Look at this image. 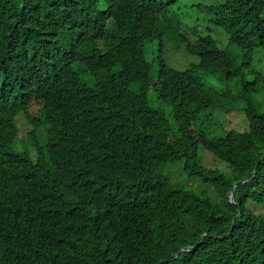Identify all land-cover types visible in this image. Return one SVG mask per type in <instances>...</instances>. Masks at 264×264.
<instances>
[{
	"label": "trees",
	"instance_id": "obj_1",
	"mask_svg": "<svg viewBox=\"0 0 264 264\" xmlns=\"http://www.w3.org/2000/svg\"><path fill=\"white\" fill-rule=\"evenodd\" d=\"M176 2L0 0V264H264V0L196 6L225 43ZM227 101L247 129L209 132Z\"/></svg>",
	"mask_w": 264,
	"mask_h": 264
},
{
	"label": "rangeland",
	"instance_id": "obj_2",
	"mask_svg": "<svg viewBox=\"0 0 264 264\" xmlns=\"http://www.w3.org/2000/svg\"><path fill=\"white\" fill-rule=\"evenodd\" d=\"M225 1L226 0H178V2L172 5L170 12L178 15L182 19L183 24L186 25L187 27L189 28L195 27L196 29L198 28L197 30L202 34H206L209 31L211 36L217 37V39L221 43H225L226 39L221 35L223 34L222 31L213 27L212 25L206 24L205 12L199 11L198 8L196 7L197 5L209 6L216 2H225ZM146 49L148 51L147 59L149 61H153L155 57L154 54H152L153 51L152 45L148 44ZM163 57L165 58L168 66L178 71L186 70L190 65L197 63V59L186 54L183 49L176 51L173 47L172 42L165 43L163 47ZM253 65L256 68V70H258L259 72H261V74L264 75L263 54L258 52L256 53ZM210 81L213 82V80ZM149 102L153 107L161 109L162 112L170 121L169 109L166 106L155 101L154 97L152 96V93L149 94ZM225 105L226 108L230 110V112L216 113L215 116L211 118V121L209 123H206L207 130L217 135L222 134L224 130H236L239 132L246 130L247 123L244 114L239 108L237 110L234 108V101H227ZM38 109L39 108L37 105L32 104L29 108V113L31 115H34L37 113ZM219 124H221V127L219 126ZM16 126L18 129V142H19L18 144H22L23 141H25L27 144L28 143L27 138L29 131L31 130V127L23 115H20L16 118ZM19 148H21V146H19ZM200 155H201L202 164L205 167L221 168L222 164L219 165L218 162L212 157V155L209 152L201 150ZM223 170L225 169L223 168ZM169 172L173 183L185 187L188 186L189 188L192 189L196 187L194 185V182L190 181V179L183 174V172L181 171L180 164L170 166ZM250 208L256 214L264 215V205L263 206L250 205Z\"/></svg>",
	"mask_w": 264,
	"mask_h": 264
},
{
	"label": "water",
	"instance_id": "obj_3",
	"mask_svg": "<svg viewBox=\"0 0 264 264\" xmlns=\"http://www.w3.org/2000/svg\"><path fill=\"white\" fill-rule=\"evenodd\" d=\"M235 185H233V188H234ZM230 203L234 204V201L232 199V196L230 197ZM198 245V244H197Z\"/></svg>",
	"mask_w": 264,
	"mask_h": 264
}]
</instances>
